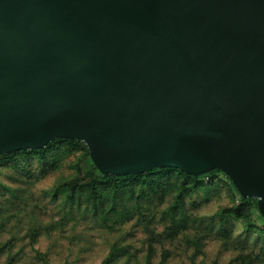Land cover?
I'll list each match as a JSON object with an SVG mask.
<instances>
[{
  "label": "water",
  "instance_id": "1",
  "mask_svg": "<svg viewBox=\"0 0 264 264\" xmlns=\"http://www.w3.org/2000/svg\"><path fill=\"white\" fill-rule=\"evenodd\" d=\"M56 138L102 175L218 168L264 220V0H0V153Z\"/></svg>",
  "mask_w": 264,
  "mask_h": 264
},
{
  "label": "rangeland",
  "instance_id": "2",
  "mask_svg": "<svg viewBox=\"0 0 264 264\" xmlns=\"http://www.w3.org/2000/svg\"><path fill=\"white\" fill-rule=\"evenodd\" d=\"M94 175L75 141L0 156V264H264V220L223 171L128 181L153 189L129 219L102 214L126 204L112 189L128 182Z\"/></svg>",
  "mask_w": 264,
  "mask_h": 264
},
{
  "label": "trees",
  "instance_id": "3",
  "mask_svg": "<svg viewBox=\"0 0 264 264\" xmlns=\"http://www.w3.org/2000/svg\"><path fill=\"white\" fill-rule=\"evenodd\" d=\"M56 140H68V141H75V142H78L80 143L81 145V148L85 150V154H86V157H87V161H88V164L89 166L91 167V171L95 173L94 177L95 179L98 181H102V182H107L109 180H114V181H118L119 179H123L125 180V182H128L130 180H134L136 178H139L143 175H146V174H149V173H152L156 170H177L178 172L180 173H183L185 175H187V177L189 178H197L196 176H193V175H189L187 173H185L184 171L180 170V169H177V168H172V167H165V168H161V167H155L149 171H146V172H142V173H134V174H128V175H114V174H106V175H102L101 173H99V171L94 167L93 163L91 162L90 160V157H89V148L87 146V144L83 141V140H80V139H69V138H56L52 141H50L49 143H47L44 147L42 148H38V149H22V150H16V151H12V152H9V153H0V156H10V155H13L15 153H19V152H25V151H38V150H42V149H45L47 147H49L54 141ZM218 169V168H216ZM220 170V169H219ZM127 188L128 189H112V193H113V198L112 200L115 199V197L117 195L118 198L122 196V194L124 192H127V194L129 195V199H127L126 201V204L123 205V206H116L115 205V201H113L114 203L111 205L110 209L109 210H103L102 211V214L105 215V216H110V217H114V218H127L129 219V217L133 216L135 212V210L137 211H140L142 210L141 208V200H144V198H149L150 197V191H153V189H139V194L136 196L133 194V189H129L131 188V185L129 184L128 182V185H127ZM100 194H96L94 195V197L97 199L98 198V201H100L102 198H100ZM96 199L94 200V211H98V210H101V209H98L97 206H96ZM241 199L245 202L249 201L250 199H253L255 201V204H256V208H257V198L256 197H241ZM261 219H263L261 217ZM145 264H151V259L149 256L146 257L145 259Z\"/></svg>",
  "mask_w": 264,
  "mask_h": 264
}]
</instances>
